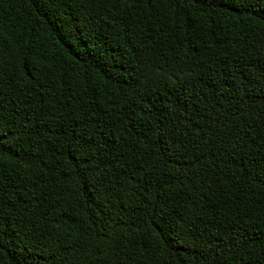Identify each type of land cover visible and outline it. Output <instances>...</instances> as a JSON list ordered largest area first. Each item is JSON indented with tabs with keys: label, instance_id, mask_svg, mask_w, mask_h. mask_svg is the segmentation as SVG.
<instances>
[{
	"label": "trees",
	"instance_id": "1",
	"mask_svg": "<svg viewBox=\"0 0 264 264\" xmlns=\"http://www.w3.org/2000/svg\"><path fill=\"white\" fill-rule=\"evenodd\" d=\"M0 264H264V0H0Z\"/></svg>",
	"mask_w": 264,
	"mask_h": 264
}]
</instances>
